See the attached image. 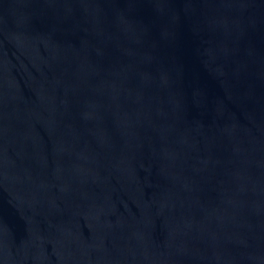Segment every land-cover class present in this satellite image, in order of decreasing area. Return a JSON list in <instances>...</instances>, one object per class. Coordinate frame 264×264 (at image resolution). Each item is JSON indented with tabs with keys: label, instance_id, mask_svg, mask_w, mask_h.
<instances>
[{
	"label": "water",
	"instance_id": "95a60500",
	"mask_svg": "<svg viewBox=\"0 0 264 264\" xmlns=\"http://www.w3.org/2000/svg\"><path fill=\"white\" fill-rule=\"evenodd\" d=\"M0 264H264V0H0Z\"/></svg>",
	"mask_w": 264,
	"mask_h": 264
}]
</instances>
